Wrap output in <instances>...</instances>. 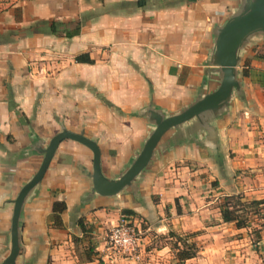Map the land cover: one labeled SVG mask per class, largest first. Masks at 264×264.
<instances>
[{
	"label": "crops",
	"instance_id": "obj_1",
	"mask_svg": "<svg viewBox=\"0 0 264 264\" xmlns=\"http://www.w3.org/2000/svg\"><path fill=\"white\" fill-rule=\"evenodd\" d=\"M237 4L0 0V262L9 252L13 199L42 159L30 146L44 147L62 127L82 132L113 178L150 130L141 111L151 104L175 112L214 87V75L203 86L212 30ZM82 53L92 62H77ZM238 68L241 93L233 92L211 130H169L133 190L91 195L92 152L62 140L23 204L15 264H176L169 243L154 244L169 230L200 231L192 240L213 264H264V207L241 228L219 209L224 195L264 198V35L242 51ZM55 201L65 202L59 222ZM122 209L141 227L136 260L105 251L104 233Z\"/></svg>",
	"mask_w": 264,
	"mask_h": 264
},
{
	"label": "water",
	"instance_id": "obj_2",
	"mask_svg": "<svg viewBox=\"0 0 264 264\" xmlns=\"http://www.w3.org/2000/svg\"><path fill=\"white\" fill-rule=\"evenodd\" d=\"M262 35H264V0H238L237 6L224 22L214 26L212 30V48L206 61L210 67L206 68L203 86L205 88L210 83V77L214 75L216 78L214 87L210 90H199L188 104L175 112L166 113L151 104L141 111L139 115L150 124V130L135 157L113 178L105 176L101 170L100 151L96 141L86 137L82 132H73L62 127L49 138L44 147L42 141L30 146L29 149L41 154L42 159L37 170L20 187L13 199L9 252L0 264H15L22 250L20 231L23 204L38 187L62 140L71 139L86 146L92 152V166L87 174L92 181L91 195L113 196L127 188L135 189L136 179L147 168L160 141L169 130H181L184 126L193 134L200 130L209 132L212 122L228 109L233 92L240 95L241 80L238 66L241 53L257 36Z\"/></svg>",
	"mask_w": 264,
	"mask_h": 264
},
{
	"label": "trees",
	"instance_id": "obj_3",
	"mask_svg": "<svg viewBox=\"0 0 264 264\" xmlns=\"http://www.w3.org/2000/svg\"><path fill=\"white\" fill-rule=\"evenodd\" d=\"M75 60L77 62H92V59H90L87 53L78 54L75 57ZM262 207H264V198L259 200H246L242 194L224 195L219 203L222 220L224 222L233 221L238 228L245 227L247 225L250 214L261 215L260 209ZM64 209V201H55L53 203L55 221H61L59 214ZM121 214L126 215L131 219L136 216L134 215L135 213L129 209H122ZM79 223L82 225L83 222L80 221ZM198 234H200V231L177 233L173 230H169L167 235H164L169 240H172L169 244L170 248L175 251L174 256L177 262L183 263L185 260L196 256L200 248L192 239ZM92 254H96L93 251V247H88L85 255L86 259L91 260Z\"/></svg>",
	"mask_w": 264,
	"mask_h": 264
},
{
	"label": "built area",
	"instance_id": "obj_4",
	"mask_svg": "<svg viewBox=\"0 0 264 264\" xmlns=\"http://www.w3.org/2000/svg\"><path fill=\"white\" fill-rule=\"evenodd\" d=\"M136 218L121 215L104 233L105 251L109 255L125 256L138 259L141 239V227Z\"/></svg>",
	"mask_w": 264,
	"mask_h": 264
},
{
	"label": "rangeland",
	"instance_id": "obj_5",
	"mask_svg": "<svg viewBox=\"0 0 264 264\" xmlns=\"http://www.w3.org/2000/svg\"><path fill=\"white\" fill-rule=\"evenodd\" d=\"M165 235H167V233ZM156 236H158V235H156ZM254 237H257V234H254ZM171 241L172 240H169L167 237L161 235L157 239V242L154 243V244L159 246V245H161L163 243H170ZM198 244H201V243L198 242ZM201 249H202V247L199 249V252L196 254V256L190 258L187 263L186 262H184V263L176 262V264H199V263H201V264H213V262L210 259H206V258H211L212 254H208V253H205V252L201 253L202 250H203V249L202 250ZM224 250H226V249H224ZM171 252L174 254L175 251L173 249H171ZM215 253H217V252H215ZM214 255H216V254H214ZM174 258H175V256H174ZM194 261H196V262H194Z\"/></svg>",
	"mask_w": 264,
	"mask_h": 264
}]
</instances>
